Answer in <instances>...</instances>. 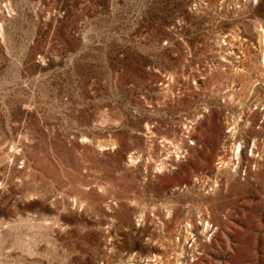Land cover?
Returning a JSON list of instances; mask_svg holds the SVG:
<instances>
[{
	"label": "rangeland",
	"instance_id": "rangeland-1",
	"mask_svg": "<svg viewBox=\"0 0 264 264\" xmlns=\"http://www.w3.org/2000/svg\"><path fill=\"white\" fill-rule=\"evenodd\" d=\"M0 264H264V0H0Z\"/></svg>",
	"mask_w": 264,
	"mask_h": 264
}]
</instances>
